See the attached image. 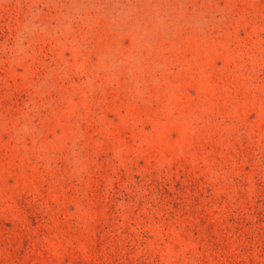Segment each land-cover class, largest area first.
I'll return each mask as SVG.
<instances>
[{
	"label": "rangeland",
	"instance_id": "1",
	"mask_svg": "<svg viewBox=\"0 0 264 264\" xmlns=\"http://www.w3.org/2000/svg\"><path fill=\"white\" fill-rule=\"evenodd\" d=\"M0 264H264V0H0Z\"/></svg>",
	"mask_w": 264,
	"mask_h": 264
}]
</instances>
